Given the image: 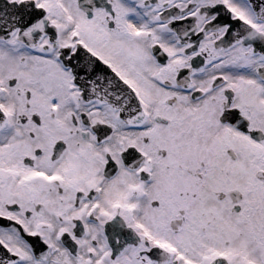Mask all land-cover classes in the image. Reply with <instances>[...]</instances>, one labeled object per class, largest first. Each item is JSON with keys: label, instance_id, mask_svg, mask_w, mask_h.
I'll use <instances>...</instances> for the list:
<instances>
[{"label": "snow or ice", "instance_id": "snow-or-ice-1", "mask_svg": "<svg viewBox=\"0 0 264 264\" xmlns=\"http://www.w3.org/2000/svg\"><path fill=\"white\" fill-rule=\"evenodd\" d=\"M0 264H264V0H0Z\"/></svg>", "mask_w": 264, "mask_h": 264}]
</instances>
